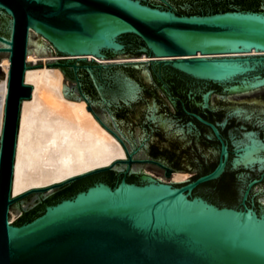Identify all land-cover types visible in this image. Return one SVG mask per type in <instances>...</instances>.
I'll return each instance as SVG.
<instances>
[{
    "label": "water",
    "instance_id": "95a60500",
    "mask_svg": "<svg viewBox=\"0 0 264 264\" xmlns=\"http://www.w3.org/2000/svg\"><path fill=\"white\" fill-rule=\"evenodd\" d=\"M7 56L0 264H264V0H0ZM35 66L127 157L12 196Z\"/></svg>",
    "mask_w": 264,
    "mask_h": 264
},
{
    "label": "bare ground",
    "instance_id": "6f19581e",
    "mask_svg": "<svg viewBox=\"0 0 264 264\" xmlns=\"http://www.w3.org/2000/svg\"><path fill=\"white\" fill-rule=\"evenodd\" d=\"M2 58L0 136L10 66L8 56ZM24 79L32 85V91L20 103L12 196L30 188L51 186L127 157L118 137L87 108L85 99L65 96L61 89V71L56 66L26 67ZM188 175L175 172L171 179L183 180Z\"/></svg>",
    "mask_w": 264,
    "mask_h": 264
},
{
    "label": "rangeland",
    "instance_id": "374dc122",
    "mask_svg": "<svg viewBox=\"0 0 264 264\" xmlns=\"http://www.w3.org/2000/svg\"><path fill=\"white\" fill-rule=\"evenodd\" d=\"M2 57H0V63H1V61H2ZM4 77V72H3V70H2V68L0 67V79L1 78H3ZM189 173V176H191V175H193V174H196V172H190V171H188ZM171 179V178H170ZM172 180V179H171ZM174 181H180V180H174Z\"/></svg>",
    "mask_w": 264,
    "mask_h": 264
},
{
    "label": "flooded vegetation",
    "instance_id": "af4514ba",
    "mask_svg": "<svg viewBox=\"0 0 264 264\" xmlns=\"http://www.w3.org/2000/svg\"><path fill=\"white\" fill-rule=\"evenodd\" d=\"M87 105H88V103H87ZM92 110V109H91ZM104 125V124H103ZM105 126V125H104ZM106 127V126H105ZM107 128V127H106ZM114 134V133H113ZM121 142V141H120ZM122 143V142H121ZM123 144V143H122ZM123 147H124V145H123ZM124 149H125V147H124ZM125 151H126V149H125ZM126 154H127V151H126ZM175 172H185V173H189L188 171H170V173H175ZM172 176V175H171ZM171 176H170V178H171ZM189 176V175H188ZM187 176V177H188Z\"/></svg>",
    "mask_w": 264,
    "mask_h": 264
}]
</instances>
